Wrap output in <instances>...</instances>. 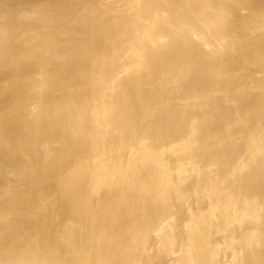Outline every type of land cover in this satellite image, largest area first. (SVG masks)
<instances>
[{
  "label": "bare ground",
  "instance_id": "1",
  "mask_svg": "<svg viewBox=\"0 0 264 264\" xmlns=\"http://www.w3.org/2000/svg\"><path fill=\"white\" fill-rule=\"evenodd\" d=\"M0 264H264V0H0Z\"/></svg>",
  "mask_w": 264,
  "mask_h": 264
}]
</instances>
